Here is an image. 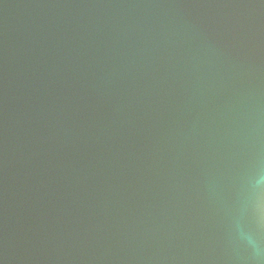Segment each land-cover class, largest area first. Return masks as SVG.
I'll list each match as a JSON object with an SVG mask.
<instances>
[{"label":"water","instance_id":"water-1","mask_svg":"<svg viewBox=\"0 0 264 264\" xmlns=\"http://www.w3.org/2000/svg\"><path fill=\"white\" fill-rule=\"evenodd\" d=\"M0 264H264V0H0Z\"/></svg>","mask_w":264,"mask_h":264}]
</instances>
